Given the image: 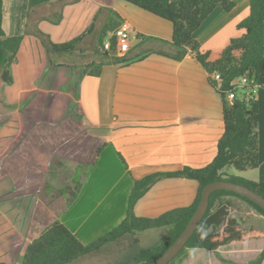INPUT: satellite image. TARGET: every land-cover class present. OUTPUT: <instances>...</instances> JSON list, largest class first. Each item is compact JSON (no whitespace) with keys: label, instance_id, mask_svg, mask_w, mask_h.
Masks as SVG:
<instances>
[{"label":"crops","instance_id":"1","mask_svg":"<svg viewBox=\"0 0 264 264\" xmlns=\"http://www.w3.org/2000/svg\"><path fill=\"white\" fill-rule=\"evenodd\" d=\"M114 1L67 0L64 4L52 2L29 8L28 0H3L5 35H23V39L11 65L12 82L7 84L0 79V182L9 181L6 189L0 183V198L1 194L14 191L10 180L14 161L7 159V140L19 135L26 118L42 117L55 124L68 120L70 113L74 119L78 117V122L98 141L96 147L100 150L94 163L105 151V158L119 169L127 183V202L134 179L156 171L178 170L184 165L204 166L213 159L223 120L221 99L208 82V73L190 52L181 60L155 52L168 49V43L161 40L171 41L169 22L138 9H132L133 16L128 15ZM248 3L235 0L230 12L217 8L196 31L201 50L209 51L211 60L219 57L232 38L228 30L235 27L237 35L243 33L237 24L248 14ZM101 7L103 11L98 12ZM113 11L133 34L129 49L123 54L127 60L121 64L104 62L98 75H89L84 66L104 60L98 37ZM38 30L54 43L68 41L85 31L86 34L72 52L49 54L35 36ZM139 33L152 39H138ZM55 99L61 101L54 107L57 114L52 112ZM25 144L30 146L32 142ZM255 172L258 170L247 169L236 175L257 181ZM245 173L249 176L242 175ZM196 188L192 179L163 178L137 202L134 211L153 217L188 205ZM231 198L234 197L224 199L227 202ZM0 219L5 221L1 210ZM9 226L12 237L0 240V261L15 259L22 253L18 243H23L24 235L20 228ZM263 248L264 237H260L223 244L217 251L226 259L245 263L256 258ZM194 250L205 251L208 259L214 257L223 264L212 250ZM190 255L187 253L182 263L191 264Z\"/></svg>","mask_w":264,"mask_h":264},{"label":"trees","instance_id":"2","mask_svg":"<svg viewBox=\"0 0 264 264\" xmlns=\"http://www.w3.org/2000/svg\"><path fill=\"white\" fill-rule=\"evenodd\" d=\"M66 1L28 0V6L33 8L52 2L64 4ZM124 1L171 24V41L161 40L164 44L168 43V49H158L156 53L181 60L190 52L208 73V82L220 96L222 106L223 132L217 140L216 153L204 166L184 165L178 170L156 171L140 179H134L125 217L113 229L90 244H84L68 227L56 219L27 244L21 262L11 264H71L79 257L96 253L105 246L123 239L130 240L129 250L114 264H148L159 257L182 232L195 211L201 190L206 184L216 180L232 181L244 184L264 196V0H248V14L237 24V28L242 29L243 33L230 38L219 57L214 60L209 58V51L201 50L195 33L217 8L230 12L235 6V0ZM2 3L3 0H0V79L10 84L11 65L16 60L23 35H5L2 28ZM102 11V7L99 8L98 12ZM120 23H122L120 16L115 11L111 12L103 35ZM85 34L86 31L61 43L50 41L40 30L35 36L47 53L67 54L75 50L76 44ZM136 37L152 39L140 33ZM111 40L114 43V39ZM101 55L104 59L102 62H91L84 66L83 70L87 74L98 75L104 62L121 64L127 60L124 55H111L108 52ZM213 73H218L219 78L214 79ZM240 77L247 80L246 85L241 88L242 93L238 92L234 83ZM230 90L236 91L232 99L227 97ZM99 150V147L94 150L96 156ZM94 161L95 159L89 161L90 167ZM230 169L238 171L257 169L258 180L253 181L233 174ZM167 177L194 180L197 188L192 202L170 208L153 217L137 215L134 211L137 202L156 182ZM85 182V177L73 179V184L52 193L51 199L56 207L51 209L55 216L63 213L75 202ZM228 196L245 201L264 218V209L255 202L229 190H216L210 195L209 206L201 222L175 257L180 258L186 250L201 248L215 251L223 264H264V248L256 258L245 263L234 262L217 253V248L223 244L241 243L264 237V229L257 227L241 229L233 225L238 221L228 217L229 212L224 199ZM161 226H167L168 229L157 244L151 246L140 244L139 232ZM0 264L6 263L0 261Z\"/></svg>","mask_w":264,"mask_h":264},{"label":"rangeland","instance_id":"3","mask_svg":"<svg viewBox=\"0 0 264 264\" xmlns=\"http://www.w3.org/2000/svg\"><path fill=\"white\" fill-rule=\"evenodd\" d=\"M114 5L132 16V9L144 11L124 0H116ZM237 33L235 27L228 30L231 37L239 36ZM131 36L133 34L130 33V39ZM98 38L102 44L105 36L102 34ZM242 91L243 89H238V92ZM60 102L58 99L53 101L54 114L58 112L54 107L57 108ZM73 115L70 113L68 120L62 119L55 124H49L42 117L38 120L26 118L19 135L15 139L7 140V159L14 161V170L10 177L14 191H7L4 196L1 194L0 210L5 215V221L0 219V240L12 237L13 231L9 224L12 228H20L24 235L23 243H18L22 253L15 259H1L8 264L20 263L29 240L38 237L53 220L63 223L84 244H90L113 229L126 214L127 183L120 176L119 169L105 158V151L98 162L90 167L89 161L97 160L94 149L98 141L93 138L95 134L89 132L87 127L78 122V117L74 119ZM26 142L32 144L28 146ZM230 170L233 174H241V171ZM242 175L249 176L248 173ZM256 175L258 177V173ZM84 177L86 182L75 202L63 213L55 216L51 209L56 207L51 199L52 193L73 184V179ZM8 182L2 180L0 183L6 189ZM226 206L228 217L238 221L234 226L241 229L252 225L264 228V218L245 201L234 197L226 202ZM167 229V226H161L139 232L140 244H157ZM129 242V239L114 242L96 253L79 257L71 264H114L128 252ZM198 251L194 248L186 250L180 258L177 256L169 263L184 264L183 257L191 252V264H219L214 257L208 259L207 252ZM217 253L222 256L219 251ZM215 255L218 258L216 253Z\"/></svg>","mask_w":264,"mask_h":264},{"label":"water","instance_id":"4","mask_svg":"<svg viewBox=\"0 0 264 264\" xmlns=\"http://www.w3.org/2000/svg\"><path fill=\"white\" fill-rule=\"evenodd\" d=\"M220 189L235 192L255 202L262 209H264V196L251 189L250 187L241 183L227 180L212 181L202 188L200 200L196 206V209L179 236L159 257L148 264H168L179 253V251L185 246L189 237L193 234V232L201 222L209 206V198L211 193Z\"/></svg>","mask_w":264,"mask_h":264},{"label":"built area","instance_id":"5","mask_svg":"<svg viewBox=\"0 0 264 264\" xmlns=\"http://www.w3.org/2000/svg\"><path fill=\"white\" fill-rule=\"evenodd\" d=\"M114 39V43H112L111 39ZM130 42V29L127 23L122 22L116 27H114L111 31H108L105 35L103 43L101 45L102 50L104 52L113 53L116 55H123L129 49ZM212 77L214 79L219 78L218 73H213ZM235 87L237 89L243 88L247 80L245 77L237 78L235 81ZM236 94L235 90H230L227 94L228 99H232Z\"/></svg>","mask_w":264,"mask_h":264}]
</instances>
